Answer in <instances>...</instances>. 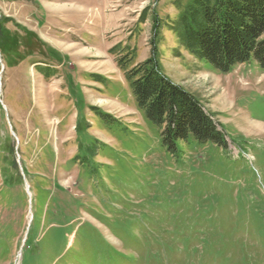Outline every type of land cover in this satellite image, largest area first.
Returning a JSON list of instances; mask_svg holds the SVG:
<instances>
[{
  "label": "rangeland",
  "instance_id": "rangeland-1",
  "mask_svg": "<svg viewBox=\"0 0 264 264\" xmlns=\"http://www.w3.org/2000/svg\"><path fill=\"white\" fill-rule=\"evenodd\" d=\"M192 2L0 0V264H264V70L193 55ZM154 52L228 149L163 147L126 76Z\"/></svg>",
  "mask_w": 264,
  "mask_h": 264
},
{
  "label": "trees",
  "instance_id": "trees-1",
  "mask_svg": "<svg viewBox=\"0 0 264 264\" xmlns=\"http://www.w3.org/2000/svg\"><path fill=\"white\" fill-rule=\"evenodd\" d=\"M184 45L221 73L256 62L264 70V0H193L180 16ZM123 69L127 62L120 61ZM137 105L154 126L162 128V145L172 155L191 138L199 144L228 149L225 135L202 105L160 69L156 52L128 70Z\"/></svg>",
  "mask_w": 264,
  "mask_h": 264
},
{
  "label": "bare ground",
  "instance_id": "bare-ground-1",
  "mask_svg": "<svg viewBox=\"0 0 264 264\" xmlns=\"http://www.w3.org/2000/svg\"><path fill=\"white\" fill-rule=\"evenodd\" d=\"M256 124V123H255ZM22 256V255H21ZM21 258V257H20ZM20 258H19V260H20ZM22 259V258H21ZM18 264H19V262H18Z\"/></svg>",
  "mask_w": 264,
  "mask_h": 264
}]
</instances>
